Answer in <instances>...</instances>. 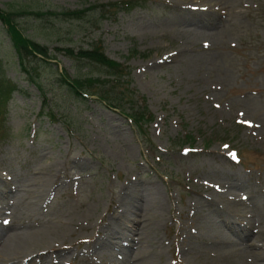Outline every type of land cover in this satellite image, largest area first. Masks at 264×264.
I'll return each mask as SVG.
<instances>
[{"label": "rangeland", "instance_id": "1", "mask_svg": "<svg viewBox=\"0 0 264 264\" xmlns=\"http://www.w3.org/2000/svg\"><path fill=\"white\" fill-rule=\"evenodd\" d=\"M106 1L112 0H0V8L60 10ZM148 1L109 15L93 8L78 18L15 16L25 34L55 54L32 60L44 95L19 67L0 23V76L16 86L0 115V172L21 187L23 179L54 167L60 190L50 221L62 233L53 246L63 250L62 264L124 258L96 240L116 200L138 185L142 202L155 186L163 205L152 220L160 243L146 247L154 264H254L248 252L237 258L233 239L246 248L252 235L238 236V227L264 226V0ZM96 40L128 66L127 87L152 115L140 128L117 108L74 96L57 81L60 70L103 75L96 65L53 50ZM42 106L54 116L40 113ZM9 194H0V204L10 198L23 211ZM201 198H212L214 207ZM205 216L223 226L225 247L209 238L203 244L198 226ZM255 243L264 252V236Z\"/></svg>", "mask_w": 264, "mask_h": 264}, {"label": "bare ground", "instance_id": "2", "mask_svg": "<svg viewBox=\"0 0 264 264\" xmlns=\"http://www.w3.org/2000/svg\"><path fill=\"white\" fill-rule=\"evenodd\" d=\"M193 23L194 25L198 24ZM53 169L54 167L48 169V173L39 176L38 179H23L21 187L14 184V178L4 177L0 172V194L9 191L11 198H16L17 203L24 209L20 211L18 206L14 205L15 203L12 205L9 202L10 198L6 200L5 204H0V214H2L0 217V264L63 263L61 261L63 250L53 248L55 245L58 246V243L63 239L62 233L59 228L52 226L50 221V212L57 205L54 197L60 186H54L56 174L51 175ZM38 171L37 169L36 172ZM17 176V174H14V177ZM138 187L136 186L133 191L130 188L125 190L124 195L116 200L113 216L102 230V235L96 240V243L99 244L98 248L102 247L103 251L112 252L113 255L115 250L117 253L122 252L124 258L117 260L114 262L115 264H154L146 247L152 246L154 243H160L154 233L152 220L160 215L163 205L155 186L154 191H151L150 195L147 196L148 198H146L147 200L144 201L143 199V202L141 200L143 195L141 192L138 193V189H141V187L139 185ZM136 199L139 200L137 204H135ZM200 201L207 206L214 207L212 198H201ZM146 203L150 206L154 216L145 211ZM10 219H13V221ZM203 219V226H198L203 244H205V239L209 238L217 241L218 244H222L220 246L216 245V248L225 247L228 238H226L227 234L223 233V226L214 225L212 218L205 216ZM245 228L250 227L246 225L238 227V236L245 237L250 233L252 241L246 244L247 247L244 248L237 246L238 238L233 239L235 254H238L237 258L242 259V256L245 255L243 252H248V256L252 255V263L264 264V252H257L255 249L257 248L255 242L264 236V226L261 224L258 227L250 228V230ZM124 229L128 232H125ZM211 232L213 235L209 237ZM114 237L118 238L115 242L112 241ZM190 239H192L191 235L188 246L192 247L193 242ZM132 246L135 250H129L128 247L131 248ZM213 246L211 245L212 248ZM213 249L218 251V249ZM89 250L95 252L92 249ZM125 261H128V263Z\"/></svg>", "mask_w": 264, "mask_h": 264}, {"label": "trees", "instance_id": "3", "mask_svg": "<svg viewBox=\"0 0 264 264\" xmlns=\"http://www.w3.org/2000/svg\"><path fill=\"white\" fill-rule=\"evenodd\" d=\"M147 2L148 0H112L90 4L81 8L60 10H41L27 7H20L14 10H3L0 8V23L17 56L19 67L24 71L26 77L35 85L38 91L44 95V85L42 80L38 78L36 65L32 64V60L43 59L47 61V59L55 58V54L49 52L46 44L36 41L25 34L14 20L15 16L61 15L67 18H78L93 8H100V13L109 15L114 14L118 10L129 11L134 7H143ZM53 50H62L64 55L77 61H86L87 63L94 64L101 68L103 72V75L89 74L83 76H69L66 71L61 70L57 72V81L72 95L81 99L93 97L108 107H115L139 128L142 122L151 119L152 115L147 111L145 104H142V102V105L140 103L136 104L133 91L127 87L128 80L126 77L128 74V66L107 56L99 40L91 42L86 47L54 46ZM132 51L135 52V50ZM15 89L16 86L13 82L0 76V115L5 110L11 92ZM125 101L131 105L128 110H125L123 104ZM40 113H46V116L50 118L54 116L53 113L44 111L43 106Z\"/></svg>", "mask_w": 264, "mask_h": 264}]
</instances>
